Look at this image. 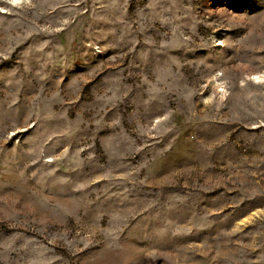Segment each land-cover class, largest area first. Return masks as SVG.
Masks as SVG:
<instances>
[{"label": "rangeland", "instance_id": "1", "mask_svg": "<svg viewBox=\"0 0 264 264\" xmlns=\"http://www.w3.org/2000/svg\"><path fill=\"white\" fill-rule=\"evenodd\" d=\"M0 264H264V0H0Z\"/></svg>", "mask_w": 264, "mask_h": 264}]
</instances>
